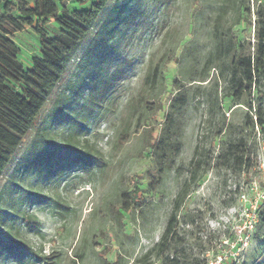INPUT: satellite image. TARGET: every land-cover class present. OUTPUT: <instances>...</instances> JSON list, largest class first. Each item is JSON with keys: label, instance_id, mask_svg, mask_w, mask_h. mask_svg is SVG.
I'll return each instance as SVG.
<instances>
[{"label": "rangeland", "instance_id": "374dc122", "mask_svg": "<svg viewBox=\"0 0 264 264\" xmlns=\"http://www.w3.org/2000/svg\"><path fill=\"white\" fill-rule=\"evenodd\" d=\"M3 1L11 3L10 14H14L18 0ZM92 2L87 0L84 7ZM249 5L252 26H237L233 30L242 48L218 62L206 79L187 82L181 81L182 70L175 59H179L182 49L188 45L196 44L201 51L210 47L192 0H144L141 4L131 0L128 3L125 16L133 11V24L118 48L106 51L102 58L101 79L106 78L109 85L102 106L93 111L87 125V138L91 143L96 142L103 159L87 157L88 161L78 160L71 165L52 161L44 174L57 173L56 181L44 180V174L37 173L38 169L20 174V204L38 218L45 237L42 240L27 236L34 248L42 244L44 255L52 251L59 253L57 264H135L137 258L157 243L171 214L174 197L189 175L188 163L195 145L199 143L208 163L211 152L215 155L218 149V141L212 138L214 126L224 121V130H227L243 122L245 108L231 107L230 101L220 103L224 118L208 119L205 100L195 95L194 90L203 89L206 97L220 68L226 67L233 58L253 53L255 0H249ZM68 8L83 9L73 4ZM9 39L20 51L18 61L22 67L30 69L31 58L38 55L39 48L34 24L9 35ZM85 50L82 45L70 56L66 73L43 113L48 111L57 92L75 80ZM156 63H162V79L149 90L143 87V79L149 66ZM117 70L118 76L113 79ZM179 80L178 87L174 81ZM88 85L87 78L80 88L83 98L87 96ZM184 93L189 95V103L183 117L181 148L174 169L157 180L150 147L156 139L152 134L158 135L165 127L171 102ZM70 118L71 112L67 110L66 120ZM62 128L63 122L58 130ZM124 128H128L129 140L120 147L117 137ZM32 133L24 139L22 148L29 145ZM243 135L248 141L247 169L233 174L214 167L211 162L197 184L190 185L176 215L175 230L179 239L169 241L162 256L176 259L177 264H264V236L257 242L255 228L251 231L243 228L264 200V138L257 129L243 130ZM13 166L0 181V196ZM54 189L70 207L65 217L55 216L42 203V198L37 197L55 199ZM136 189L138 206L132 205L131 211L125 213L120 210L125 199L123 193L127 191L133 197ZM188 214L196 216L192 224L184 223ZM151 262L169 264L156 257ZM30 263L27 259L0 260V264Z\"/></svg>", "mask_w": 264, "mask_h": 264}, {"label": "trees", "instance_id": "16d2710c", "mask_svg": "<svg viewBox=\"0 0 264 264\" xmlns=\"http://www.w3.org/2000/svg\"><path fill=\"white\" fill-rule=\"evenodd\" d=\"M130 1L93 0L88 7H84L87 0H18L15 13L10 14L11 3L0 0V181L8 168L14 165L0 196L2 261L12 258L18 261L27 259L30 264H57L59 253L52 251L44 255L42 244L34 248L27 238L31 235L45 239L38 218L20 204V174H29L30 170L35 172L37 169V173L44 174L47 164L52 161L71 165L78 160L88 161L87 157H95L99 161L103 159L96 142L91 143L87 138V125L93 111L102 106L109 85L106 78L101 79L102 58L106 51L118 48L133 24V11L125 16ZM135 1L141 4L144 0ZM255 3L253 53L233 58L226 67L220 68L206 97L203 96V89L194 90L195 95L205 100L208 119L216 116L224 118L220 103L230 101L231 107L245 108L243 122L227 130H224V121L214 126L212 138L218 141V149L215 155L211 152L208 163L204 161L199 143L195 145L188 163L189 175L174 197L172 211L161 236L151 249L135 260V264H152L151 260L155 257L177 264L176 259L162 254L169 241L179 239L175 230L176 215L190 185L194 187L197 184L212 161L214 167L233 174L247 169L248 141L243 130L257 129L264 138V0H255ZM70 4L83 9L70 10ZM192 7L203 24L210 47L201 51L196 44L188 45L182 49L179 59H175L174 62L182 70L181 81L187 82L206 79L218 62L235 49L242 48L234 36L235 27L252 26L249 0H192ZM31 24H34L38 35V55L31 58V68L24 69L18 61L20 51L9 35L22 32ZM82 45L86 50L79 61L75 80L57 92L48 111L43 113L66 73L70 56ZM161 66L162 63L149 66L143 87L150 90L160 83ZM118 73V70L115 71L112 78H116ZM87 78V96L83 98L80 88ZM174 84L179 87L180 80L174 81ZM188 103L187 93L173 100L167 124L158 135L152 134L156 139L150 147L154 154L157 180L174 169L175 158L181 148L183 117ZM67 110L71 112L68 121ZM62 122L63 128L59 131L58 126ZM31 132L29 145L22 148L24 139ZM128 140V128H124L117 137V144L121 147ZM23 164L25 169L22 171ZM56 174L45 173L44 180L50 178L56 181ZM137 191H133V197L132 193H123L125 199L120 210L129 213L132 205H137ZM29 196L33 195L30 193ZM37 197L42 198V203L55 216L61 218L69 213L70 207L65 205L56 189L55 199ZM256 215L254 239L260 242L264 236V200L260 202ZM195 217L186 215L184 223L192 224Z\"/></svg>", "mask_w": 264, "mask_h": 264}, {"label": "built area", "instance_id": "2783aa9c", "mask_svg": "<svg viewBox=\"0 0 264 264\" xmlns=\"http://www.w3.org/2000/svg\"><path fill=\"white\" fill-rule=\"evenodd\" d=\"M259 206V205H258ZM257 209H258V207H257ZM257 209L254 211V213L253 214H251V217H250V221L247 223L248 225H246V223L244 224V229H247V230H249V231H251L253 228H255V224H256V222H257V215H256V211H257ZM246 215V214H245ZM246 218H249V217H247V215H246ZM252 223L254 224V226L252 225ZM221 260L219 259V262H220ZM219 264V263H218Z\"/></svg>", "mask_w": 264, "mask_h": 264}]
</instances>
